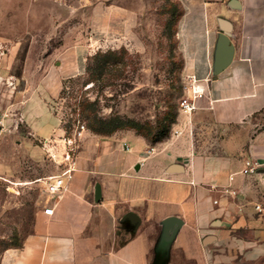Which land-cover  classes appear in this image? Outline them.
Instances as JSON below:
<instances>
[{
    "label": "crops",
    "instance_id": "obj_1",
    "mask_svg": "<svg viewBox=\"0 0 264 264\" xmlns=\"http://www.w3.org/2000/svg\"><path fill=\"white\" fill-rule=\"evenodd\" d=\"M176 1L183 75L206 80L197 109L155 144L132 133L81 140L64 190L46 195L30 234L0 264H264V171L240 173L247 158L264 163V128L254 124L264 111V0ZM14 16L0 19V68L17 61L12 39L31 26L26 12ZM219 18L231 25L234 54L215 75ZM60 67L67 74L72 63ZM56 85L48 73L30 94H20L26 81L17 92L35 138L55 132L47 103Z\"/></svg>",
    "mask_w": 264,
    "mask_h": 264
},
{
    "label": "rangeland",
    "instance_id": "obj_2",
    "mask_svg": "<svg viewBox=\"0 0 264 264\" xmlns=\"http://www.w3.org/2000/svg\"><path fill=\"white\" fill-rule=\"evenodd\" d=\"M4 1L0 19L24 11L32 27L18 30L20 38L12 39L17 61L0 68V254L30 234L48 195L46 178L62 170L63 139L74 137L78 146L90 136L141 133L151 140L166 129L167 138L177 135L172 128L183 114L178 104L185 86L177 49L182 9L176 0H23L29 12L22 0ZM61 62L72 63L68 75ZM48 73L57 78V94L47 103L56 118L47 138L56 163L44 140L21 120L22 95L16 97L25 81L27 93L20 94L27 95ZM254 124L264 128V111Z\"/></svg>",
    "mask_w": 264,
    "mask_h": 264
},
{
    "label": "built area",
    "instance_id": "obj_3",
    "mask_svg": "<svg viewBox=\"0 0 264 264\" xmlns=\"http://www.w3.org/2000/svg\"><path fill=\"white\" fill-rule=\"evenodd\" d=\"M206 80H198L194 76L185 77V86L183 89V95L179 100L178 109L183 114H191L197 109V101L200 100L206 92L205 86ZM84 126H80V130L77 131V137H80ZM174 134H177L175 132ZM43 147L47 153V156L53 161L56 160L55 147L52 140L46 139L43 141ZM77 150V145L75 138H65L63 139V152L61 154V163L63 165L61 172L58 175L46 178V191L49 195H58L65 188V183L70 180L74 169H75V154ZM153 152V148L149 147L146 150L147 154ZM56 163V161H55ZM260 171H264V163L258 161L254 158H247L244 161V166L241 170V174L256 175ZM254 210L257 213L263 211L262 207L259 205L254 206ZM45 215H52V207H47L43 210Z\"/></svg>",
    "mask_w": 264,
    "mask_h": 264
},
{
    "label": "water",
    "instance_id": "obj_4",
    "mask_svg": "<svg viewBox=\"0 0 264 264\" xmlns=\"http://www.w3.org/2000/svg\"><path fill=\"white\" fill-rule=\"evenodd\" d=\"M218 24L222 30V34L219 36L215 54V75H218L230 64L234 54V48L229 42V31L231 29L230 23L222 18H219Z\"/></svg>",
    "mask_w": 264,
    "mask_h": 264
},
{
    "label": "trees",
    "instance_id": "obj_5",
    "mask_svg": "<svg viewBox=\"0 0 264 264\" xmlns=\"http://www.w3.org/2000/svg\"><path fill=\"white\" fill-rule=\"evenodd\" d=\"M173 123H174V122L172 121V122L170 123V125H172ZM168 130H169V129H166L165 132H164V134H161V135H158V136L152 137L151 140H149L148 137H146L145 135H143V134H141V133H140V136H142L143 138H145L149 143H151V144H155V143L161 142V141H163L164 139L167 138V136H168ZM107 134H108V133L104 132L103 135L107 136Z\"/></svg>",
    "mask_w": 264,
    "mask_h": 264
}]
</instances>
